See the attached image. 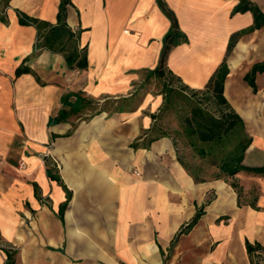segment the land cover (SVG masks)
Returning a JSON list of instances; mask_svg holds the SVG:
<instances>
[{
  "label": "crops",
  "instance_id": "1",
  "mask_svg": "<svg viewBox=\"0 0 264 264\" xmlns=\"http://www.w3.org/2000/svg\"><path fill=\"white\" fill-rule=\"evenodd\" d=\"M161 1L185 37L166 71L201 90L253 15H233L238 0ZM250 1L264 14V0ZM59 3L9 0L0 8V264L2 248L14 252V264H256L264 173L235 175L257 185L254 207L238 204L224 181L195 183L158 126L165 100L148 84L171 22L157 0H71L66 22L87 50L82 71L35 50L36 29L19 23L21 13L55 24ZM262 62L264 26L241 34L226 58L223 95L252 139L247 168H264V72L255 91L244 80ZM20 67L30 72L17 75ZM246 241L261 252L249 256Z\"/></svg>",
  "mask_w": 264,
  "mask_h": 264
},
{
  "label": "trees",
  "instance_id": "2",
  "mask_svg": "<svg viewBox=\"0 0 264 264\" xmlns=\"http://www.w3.org/2000/svg\"><path fill=\"white\" fill-rule=\"evenodd\" d=\"M9 0H0V8L7 7ZM157 3L163 13L171 22L169 31L163 38V48L160 54L158 66L150 75L157 78H163L166 71V59L171 49L178 44L185 42V37L179 31L175 16L169 11L161 0ZM71 0H60L56 23L49 24L37 19L18 13L19 23L21 25L33 26L37 31L35 50H48L53 53L61 54L69 69L82 71L88 66L87 50L79 47L80 31H72L66 22L67 6ZM250 12L254 18L253 27L234 33L230 36L226 58L233 50L239 36L243 33L259 29L264 26V14L250 0H238V4L233 8L232 14ZM4 22V18L1 17ZM226 58L210 77L206 85L201 90H193V93L202 92L209 102L208 106L195 104L191 106L189 114L182 119V129L184 138L188 146L192 149L193 154L201 160H206L210 165L218 170L215 179L232 178L235 174L247 171L253 174L264 173V168H247L243 165L245 152L251 144V136L247 132L243 119L231 108L223 95V84L228 74ZM28 68H18L16 74L29 73ZM264 72V62L255 64L245 75V82L255 91V75ZM58 119H62L61 116ZM176 146V143L174 142ZM178 161L193 179L195 183L205 182V178L200 176V169L190 168L178 156ZM233 190L238 186L235 182L229 184ZM66 189L65 186H63ZM67 201L70 193L66 189ZM67 203V202H66ZM66 203L61 207L62 211ZM239 204V202H238ZM254 207V204H251ZM201 216V211H197L192 220L184 226L178 235L186 234L197 223ZM178 237V236H177ZM245 247L249 256L253 252H261L259 245L252 246L248 241ZM6 254L5 264H14V252L2 248ZM256 264H261V254H255ZM252 263V262H251Z\"/></svg>",
  "mask_w": 264,
  "mask_h": 264
},
{
  "label": "rangeland",
  "instance_id": "3",
  "mask_svg": "<svg viewBox=\"0 0 264 264\" xmlns=\"http://www.w3.org/2000/svg\"><path fill=\"white\" fill-rule=\"evenodd\" d=\"M148 92L151 94H163L164 103L163 108L160 111L158 117V126L162 132L171 136L173 141L178 147V152L184 161V163L193 170L195 168L200 169V176L205 178L208 182H214L217 180L224 181L229 187V184L235 182L238 186L237 190H233L235 194L239 195V203L241 205L252 204L257 195V185L251 179H242L244 183L250 185L249 189L244 190L240 184V180L235 178H222L215 179L218 174V170L210 165L206 160H201L196 157L192 149L188 146L186 139L183 135L182 119L189 114L191 106L195 104H202L208 106L206 96L202 92L193 93V90L184 87L177 80L171 78L167 71L164 72L163 78H153L149 81ZM196 91V90H195ZM242 173V172H239ZM213 198V193L207 195L205 200ZM1 245V244H0ZM261 264H264V253H261Z\"/></svg>",
  "mask_w": 264,
  "mask_h": 264
},
{
  "label": "bare ground",
  "instance_id": "4",
  "mask_svg": "<svg viewBox=\"0 0 264 264\" xmlns=\"http://www.w3.org/2000/svg\"><path fill=\"white\" fill-rule=\"evenodd\" d=\"M243 49H244V45L239 44L238 47H237V50H238V51H241V50H243ZM231 64H232V66H233L232 68L234 69L235 66H236L235 63H234V61H233V62L231 61Z\"/></svg>",
  "mask_w": 264,
  "mask_h": 264
}]
</instances>
